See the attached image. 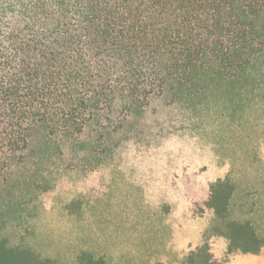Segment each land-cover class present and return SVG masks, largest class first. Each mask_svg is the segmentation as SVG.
Here are the masks:
<instances>
[{"label": "trees", "instance_id": "trees-1", "mask_svg": "<svg viewBox=\"0 0 264 264\" xmlns=\"http://www.w3.org/2000/svg\"><path fill=\"white\" fill-rule=\"evenodd\" d=\"M211 102L264 104V0H0V231L63 168L161 148L184 130L178 108L190 118ZM181 164L180 191L227 215L232 184ZM239 227L250 246L236 248L258 253L253 226ZM9 245L0 237V264H54Z\"/></svg>", "mask_w": 264, "mask_h": 264}, {"label": "rangeland", "instance_id": "rangeland-1", "mask_svg": "<svg viewBox=\"0 0 264 264\" xmlns=\"http://www.w3.org/2000/svg\"><path fill=\"white\" fill-rule=\"evenodd\" d=\"M227 106L201 103L190 118L178 108L184 130L152 152L123 149L94 167L63 168L52 192L0 237L54 264H264V104ZM183 160L205 184H232L227 215L205 206L210 195L189 200L172 182ZM246 222L262 240L256 254L236 248L250 246Z\"/></svg>", "mask_w": 264, "mask_h": 264}]
</instances>
